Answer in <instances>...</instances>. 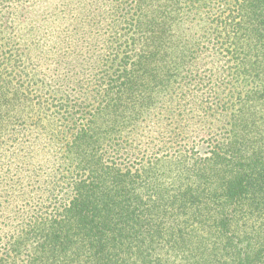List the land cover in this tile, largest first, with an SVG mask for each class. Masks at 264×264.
Wrapping results in <instances>:
<instances>
[{
  "label": "trees",
  "instance_id": "16d2710c",
  "mask_svg": "<svg viewBox=\"0 0 264 264\" xmlns=\"http://www.w3.org/2000/svg\"><path fill=\"white\" fill-rule=\"evenodd\" d=\"M7 138L0 264H264V0H0Z\"/></svg>",
  "mask_w": 264,
  "mask_h": 264
},
{
  "label": "rangeland",
  "instance_id": "374dc122",
  "mask_svg": "<svg viewBox=\"0 0 264 264\" xmlns=\"http://www.w3.org/2000/svg\"><path fill=\"white\" fill-rule=\"evenodd\" d=\"M178 94H179V91H178ZM180 95H178L177 97H179ZM209 122H210V120H208ZM168 123V121L167 120H163V121H161V123H158V124H156V123H154V126L159 130L161 127H160V125L161 124H163V125H166ZM167 128V127H166ZM165 128V129H166ZM13 142H12V138H7V139H5V141H4V143H3V147H2V149H0V161L2 162V163H4V164H6L7 162H8V160H9V156H10V154H14V150L12 149V150H10L11 149V144H12ZM28 144L29 143H26V144H23V147L25 148V152L23 153V154H25V153H28V151L30 150L31 152L32 151H35V152H37V153H39V155L40 156H42V159L41 160H43L44 159V157L45 158H49V157H53V152H52V150L51 149H49L48 150V152H50V153H46L45 155H43L46 151H45V148L43 149L42 148V146H40V150L38 149V148H36V150H33V149H30V148H28V147H26V146H28ZM6 150V151H5ZM44 156V157H43ZM54 159V158H53ZM52 159V160H53ZM55 161H54V163L53 162H51L50 163V165H49V167H51V166H55ZM51 172L53 173L54 171H53V169L51 170ZM9 177H10V172L8 171V170H6V167L5 166H3V167H0V178H2V179H5V178H7V179H9ZM6 182V180H4V181H2V182H0V192H2L4 189H1V187H2V185L4 184ZM44 182H45V180H44ZM51 182L53 183V181L51 180ZM50 181H46V184L44 185V186H46V190H51V191H53V189H54V187L53 186H55V188L58 186V185H56V184H52ZM44 184V183H43ZM43 184L41 185V188H42V186H43ZM58 190V189H57Z\"/></svg>",
  "mask_w": 264,
  "mask_h": 264
}]
</instances>
